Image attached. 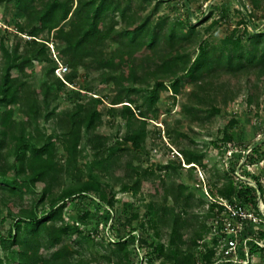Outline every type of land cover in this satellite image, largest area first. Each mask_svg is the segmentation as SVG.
I'll return each instance as SVG.
<instances>
[{"label":"trees","instance_id":"16d2710c","mask_svg":"<svg viewBox=\"0 0 264 264\" xmlns=\"http://www.w3.org/2000/svg\"><path fill=\"white\" fill-rule=\"evenodd\" d=\"M186 1L189 3V0ZM247 1L254 8H260L264 3V0ZM11 2L25 21L18 23V35H15L11 47L7 46L3 36L0 37V190L8 191L11 206L17 204L12 196L19 197L21 205L19 204V211L14 216L8 234L0 233V250L4 253H0V264H94V256L87 257L81 253L76 255L71 249L69 243L74 241V235L82 236L83 230L76 223L65 221L64 210L77 197L83 196L96 195L106 205H114L113 187L103 182L94 170H108V164L114 163L116 154L122 148L111 146L105 150L100 142L92 144L93 138L88 137L85 146H93L96 154L87 164L89 178L82 179L77 163L83 152V131L91 132L101 120V113L97 108L101 103L99 97L91 99L92 107L79 103L74 109L63 113L60 120L66 128L59 136L65 151L64 162L58 158L56 142L52 140V136L40 140L28 132L27 127L31 125V121L42 114L43 108L50 106L51 100L65 92L68 85L55 77L58 64L47 53L46 40L41 36L47 33L55 41L56 53L70 68L65 75L68 83H75L80 68L87 71L102 70L101 80L104 82L113 79L121 82L123 89L113 100V104L127 101L122 105V114L134 119L135 108L132 104L136 103V95L140 91V88L135 87L140 69L155 79L148 97L150 107L156 103L159 91H172L178 95L184 83L197 84L218 72L257 71L264 76V30L246 31L245 39L234 32L218 45L201 43L198 45V53L192 59L185 52L197 35L192 22L179 21L169 25V17L154 21L156 9L145 18L141 12H137L140 15L138 17L132 0H0V5ZM26 31L30 38L21 49V34ZM109 41L116 44V47L108 50ZM43 60L51 62L52 66L47 69V78L40 88H33L25 80L27 69L36 61ZM118 72L119 75L116 76ZM180 75L181 78H178ZM133 81L135 85H129ZM167 81L171 82L169 86ZM15 106L25 116L23 121L14 118ZM219 110L212 109L210 116ZM113 111L115 109L110 110L111 113ZM188 111L194 112L193 108ZM142 114L147 117V113ZM144 140V130L133 132L124 139L126 143H132L135 149H141ZM259 146L257 144L253 147V153L249 156L251 163L257 160L255 157ZM184 154L188 164L197 160L191 153ZM76 169L77 172H74ZM65 175L76 181L53 200V192ZM253 177L257 186L244 183L238 187L231 181L221 190V196L231 203L237 200L258 211V196L264 200V186L259 176ZM38 184H42L40 199L50 203L49 208L40 214L34 205L24 206L22 201L24 195L35 190ZM184 188L186 186L182 184L172 205H157L152 200L147 206L149 212L159 218L155 220L151 217L149 222L143 221L141 228H146L148 223L156 227L159 220L172 221L167 247L162 242L153 240L147 243L140 239L150 247L149 264H154V261L162 257L164 259L159 264H198L200 256L205 260L203 264H212L214 247H208V252L203 255L200 253L202 251L197 250L199 240L204 239L208 231L196 233L190 244L181 232V226L184 225L183 214L192 201V195L183 193ZM122 189L133 193L143 191L156 196L158 184L145 175L137 178L131 185H123ZM180 206L183 210L177 212L176 209ZM216 206L217 204H211L214 214ZM222 209L220 207V211ZM83 217L84 215L80 216V219ZM132 217L135 219L138 214H132ZM125 226L130 227V223ZM260 234L258 238L264 239V232ZM159 235L158 231L154 234L155 237ZM130 237L132 235H123L110 242V254H105L104 258L110 263L131 264L133 251L128 249ZM204 245L208 246V242ZM255 245L253 242V253L257 252Z\"/></svg>","mask_w":264,"mask_h":264},{"label":"rangeland","instance_id":"374dc122","mask_svg":"<svg viewBox=\"0 0 264 264\" xmlns=\"http://www.w3.org/2000/svg\"><path fill=\"white\" fill-rule=\"evenodd\" d=\"M241 1L243 4L239 0H189V3L186 0H132V3L138 17L140 15L137 12H141L145 18L156 9L154 21L169 17V25L179 21L192 22L197 35L185 52L194 59L201 43L218 45L234 32L245 39L246 31L264 30V3L260 8H254L247 0ZM24 21L13 2L0 5V37L3 36L8 47H11L15 35H18V23ZM67 24L68 22L65 23ZM21 37L23 49L26 40L30 38L29 33L26 31ZM41 38L46 40L47 53L51 58L65 64L64 59L56 53L57 47L51 35L44 33ZM108 47L111 50L116 44L109 41ZM50 66L51 62L43 60L36 61L29 67L25 77L28 85L39 89L47 78L46 71ZM102 73V70L87 71L80 68L75 83H69L67 90L51 100L50 106L43 108L42 114L27 127L28 132L37 139L52 136V140L56 142L58 158L64 162L65 151L59 136L66 128L60 120L63 113L74 109L79 103L92 107L91 99L99 97L101 103L97 108L101 113V120L91 132L83 131V152L77 163L82 179L89 178L87 164L96 154L93 146H85L88 137L93 138L92 144L100 142L105 150L111 146L122 148L116 154L114 163L108 164V170H94L103 182L113 187L114 205H106L96 195L83 196L77 197L64 210L65 221L76 223L83 230L82 236L74 235V241L69 243L76 255L81 253L87 257L94 256V264H115L104 258L105 254H110V242L123 235H132L128 245V249L133 251L131 264H149L150 247L140 239L147 243L153 240L162 242L167 247L172 226L171 220H159L156 227L148 223L146 228H141L143 221L149 222L151 217L155 220L159 218L148 210L147 206L152 200L157 205H172L175 194L181 190L180 186H186L182 191L185 195H192V201L183 214L184 225L181 226V232L190 244L196 233L209 231L213 222L215 214L211 211L210 196H221V190L231 181L238 187L244 183L257 186L253 175L259 176L264 186L263 75L257 71L218 72L197 84L184 83L178 95L172 91H159L156 103L150 107L148 97L155 79L140 69L136 85L134 81L129 83L140 88L136 95L137 101L132 104L135 118L129 119L122 114V105L127 101L113 104V100L123 89L121 82L116 79L104 82L101 80ZM55 77H58L56 73ZM166 84L169 86L171 82L167 81ZM15 108L14 118L23 121L25 116L19 113L17 106ZM189 108H193L194 112L189 113ZM214 108L220 110L210 116V111ZM111 109L115 111L111 113ZM142 113H147V117ZM143 130L145 140L141 149H135L132 143L124 141L129 134ZM257 144L260 145L255 157L257 160L251 163L249 156ZM184 152L193 154L197 159L195 163L188 164ZM145 175L158 184L156 196L143 191L133 193L122 189L123 185H131L137 178ZM75 181L76 179L65 175L53 192V200ZM41 187L42 184H38L35 190L26 193L22 199L24 206L34 205L39 214L50 206L48 201L42 202L40 199ZM12 197L18 206H11L8 191L0 190V233L4 235L8 234L14 216L19 211V204L21 205L19 197ZM259 197L260 195L258 199ZM202 200L204 203H201ZM260 207L264 212V200L260 202ZM182 210L181 206L176 209L177 212ZM132 214H138V217L131 218ZM82 215L84 217L80 219ZM129 223L130 227H126L125 224ZM259 226L262 228L264 223ZM156 231L160 233L157 237L154 236ZM246 232L251 235L258 232V228L249 226ZM205 235L208 237V232ZM133 237L135 238L132 239ZM0 253L4 254L2 250ZM163 259L164 257L157 259L154 264H159ZM252 261V264H264V251H260Z\"/></svg>","mask_w":264,"mask_h":264},{"label":"built area","instance_id":"2783aa9c","mask_svg":"<svg viewBox=\"0 0 264 264\" xmlns=\"http://www.w3.org/2000/svg\"><path fill=\"white\" fill-rule=\"evenodd\" d=\"M54 55L56 54L54 53ZM57 63L56 75L69 84L65 75L70 71V68L60 60H57ZM210 198L212 199L211 203L217 204L215 217L210 225L208 237L199 240L200 245L197 250L202 251L200 253L203 255L208 252V247H214L212 264H252L254 257L260 251H264L262 249L264 248V239L258 238L261 235L260 232H264V226L262 228L259 226L264 223V212L260 207V202L263 201L262 197L260 196L258 199V211L237 200L231 203L223 196H218V198L210 196ZM220 207L223 208L221 211ZM249 226L257 227L258 232L248 234L246 230ZM205 242H208V246L204 245ZM253 242H255L257 250L254 253L251 251ZM204 262L205 260L201 256L197 260L198 264Z\"/></svg>","mask_w":264,"mask_h":264},{"label":"bare ground","instance_id":"6f19581e","mask_svg":"<svg viewBox=\"0 0 264 264\" xmlns=\"http://www.w3.org/2000/svg\"><path fill=\"white\" fill-rule=\"evenodd\" d=\"M192 166V165H189V167Z\"/></svg>","mask_w":264,"mask_h":264}]
</instances>
